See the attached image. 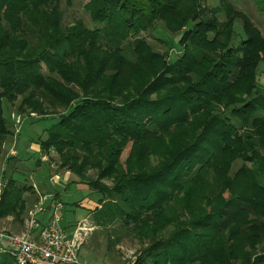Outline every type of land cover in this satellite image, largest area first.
Instances as JSON below:
<instances>
[{
    "label": "trees",
    "instance_id": "16d2710c",
    "mask_svg": "<svg viewBox=\"0 0 264 264\" xmlns=\"http://www.w3.org/2000/svg\"><path fill=\"white\" fill-rule=\"evenodd\" d=\"M76 1L93 27L65 23ZM205 1L0 0V164L5 104L56 116L35 144L69 189L100 195L98 222L135 232V264H264V33L232 1ZM158 24L183 30L174 63L147 39ZM33 191L9 178L0 219L24 215Z\"/></svg>",
    "mask_w": 264,
    "mask_h": 264
},
{
    "label": "rangeland",
    "instance_id": "374dc122",
    "mask_svg": "<svg viewBox=\"0 0 264 264\" xmlns=\"http://www.w3.org/2000/svg\"><path fill=\"white\" fill-rule=\"evenodd\" d=\"M229 1H232L237 6L238 10L250 15L264 33V14L258 10L255 0ZM84 4L85 1H76L73 7L68 8L66 4L63 3V7L66 10V24H72L77 19H84L93 27L89 14L84 10ZM204 4L210 9H214L219 5L221 6L223 2L222 0H206ZM192 26L190 25L189 28ZM235 30V40L232 45L238 46L241 44L242 40L246 39V34L243 32L241 22L236 24ZM183 34V30L171 33L164 24H158L157 28L147 35V39L157 51L166 55L169 63H174L182 56L184 51L179 42ZM258 73L259 82L264 86V64L260 65ZM18 106V103L11 105L5 104V116L12 125L11 132H13L14 136L7 138V140L5 139L6 142L3 145V161H1L0 164V198L11 177L17 178L24 184L27 183L31 185L27 177H22L20 175L23 174L27 176L31 172V167L33 169H38V180H42L43 184L46 183L47 185H42L41 187L38 185L36 186V194L38 196L36 205L29 206L25 214L19 219L14 215L0 219V231L14 236L34 235L36 229L32 228L31 212L39 204L43 194L56 192L58 199L62 202V193L57 189L59 188L70 195L67 197L65 196V201L73 204L72 206H66L65 210V219L67 217V220L72 221L74 225L72 227L74 231L71 234L73 235L79 228L82 230L81 235L83 238L80 237L82 238L80 251V259L82 262L86 264L136 263L137 254L145 245L139 241L140 239L131 228L124 227L119 222L114 224H103L95 219L94 212L98 207L100 195L91 191L88 187L78 186V188L76 186H71V189H65L63 187L65 184H63L61 180H63L64 176L68 175V172L60 169V159L54 151L44 155L45 158L42 159L43 154H41V148L39 154L31 153L30 155L26 154L23 149L21 141H24V144L30 143L34 145L40 135L42 138L45 137L43 130H47L57 124L58 118L56 116H51L43 122L34 123L35 120H33V118H37L38 115H29L27 111L20 113L18 111ZM19 120L20 123H18ZM31 158L32 160H30ZM38 160L40 161L38 162ZM28 161H30L29 164L25 165ZM241 164L242 163H239L236 168L240 167ZM27 165H29L30 168L27 167ZM246 166L248 168L251 167L250 164ZM91 176H94L93 172ZM59 193L60 195H58ZM59 196H61V199ZM76 211L79 212L78 218H75ZM48 217V215L40 216L39 219L46 221ZM43 221L41 223L39 222V225L43 224ZM10 223H12L11 225H13V227L8 226ZM1 254L6 255L3 253Z\"/></svg>",
    "mask_w": 264,
    "mask_h": 264
},
{
    "label": "built area",
    "instance_id": "2783aa9c",
    "mask_svg": "<svg viewBox=\"0 0 264 264\" xmlns=\"http://www.w3.org/2000/svg\"><path fill=\"white\" fill-rule=\"evenodd\" d=\"M45 215L49 216L46 221L39 219ZM64 221L65 205L57 193L43 194L31 212L32 228L39 231V236H14L0 231V253L11 256L16 264H86L80 259L82 230L70 235Z\"/></svg>",
    "mask_w": 264,
    "mask_h": 264
},
{
    "label": "crops",
    "instance_id": "0c3cea01",
    "mask_svg": "<svg viewBox=\"0 0 264 264\" xmlns=\"http://www.w3.org/2000/svg\"><path fill=\"white\" fill-rule=\"evenodd\" d=\"M33 125H34V123H33ZM44 131V130H43ZM23 138V137H22ZM23 140V139H22ZM22 142V147H23V149L25 150V152H26V154H31V153H33V154H39V152H40V146L39 145H37V144H30V143H27V144H24V141H21ZM25 145V146H24ZM28 156V155H27ZM45 158V156L43 157L42 156V159H44ZM30 160H32V158L30 159ZM29 162L30 161H28V163H25V165L26 164H29ZM35 166H36V163H35ZM21 167V166H20ZM27 167H29L30 168V166L29 165H27ZM30 170H31V172L27 175L28 177H29V179H28V182H30V184L31 185H29V186H31V187H33V189H34V191L33 192H29V193H27L26 194V197L28 198V200H29V203H30V206H33V205H36V201H38V196H37V189H36V186L38 185L39 187H41L42 185H47L46 183H44L43 184V181L42 180H38V177H37V175H38V169H33L32 167L30 168ZM27 177V178H28ZM68 176L66 177V176H64L63 177V180H61V182L63 183V184H65V186H63L65 189H69L70 188V186L68 187ZM39 181V182H38ZM39 183V184H38ZM76 187H78V186H76ZM79 188V187H78ZM58 189V191L60 192V193H62V197H63V199L65 200V196L67 197V196H70L68 193H66L65 191H62L61 189H59V188H57ZM76 215H75V218L77 217L78 218V216H79V212H77L76 211V213H75ZM90 214V213H89ZM88 214V215H89ZM5 222V221H4ZM3 222V223H4ZM12 223H10L8 226H11V227H13V225H11ZM64 226L67 228L66 230L68 231V233L69 234H71L73 231H74V228H72L74 225H73V223H72V221H68L67 220V217H66V219H65V221H64ZM33 237H38L39 236V231H37L36 230V232H35V234L34 235H32Z\"/></svg>",
    "mask_w": 264,
    "mask_h": 264
}]
</instances>
